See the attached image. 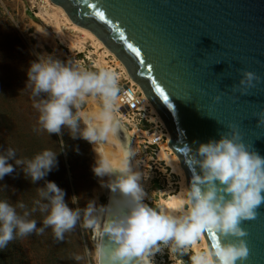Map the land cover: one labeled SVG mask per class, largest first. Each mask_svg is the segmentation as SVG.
<instances>
[{"label": "water", "instance_id": "95a60500", "mask_svg": "<svg viewBox=\"0 0 264 264\" xmlns=\"http://www.w3.org/2000/svg\"><path fill=\"white\" fill-rule=\"evenodd\" d=\"M50 1L158 112L213 264H264V0ZM105 199L98 264H139L126 200Z\"/></svg>", "mask_w": 264, "mask_h": 264}, {"label": "rangeland", "instance_id": "374dc122", "mask_svg": "<svg viewBox=\"0 0 264 264\" xmlns=\"http://www.w3.org/2000/svg\"><path fill=\"white\" fill-rule=\"evenodd\" d=\"M40 2L0 0V91L13 102L19 132L27 133L37 153L46 152L47 179L59 192L55 223L32 238L22 233V264L96 263L92 208L94 202L104 208L107 193L99 182L92 140L103 142L104 136L90 135L81 117L92 103H109L122 116L118 137L125 143V134L130 136L140 166L138 187L129 197L139 264H205L200 236L178 221L186 217L193 223V217L178 211L176 219H166L165 208L180 188L179 176L157 157L159 144L149 145L143 134L160 128L148 120L146 111L120 110L116 98L127 80L112 57L68 25L57 26ZM75 44L80 50L71 47ZM109 68L111 79L100 70ZM160 138V144L165 143Z\"/></svg>", "mask_w": 264, "mask_h": 264}, {"label": "bare ground", "instance_id": "6f19581e", "mask_svg": "<svg viewBox=\"0 0 264 264\" xmlns=\"http://www.w3.org/2000/svg\"><path fill=\"white\" fill-rule=\"evenodd\" d=\"M42 2V8L44 14L50 18H54L55 24L58 26L60 23L68 25L72 31L79 32L83 34L87 39L91 41L95 46L103 48V53L110 55L114 61V65L119 69V75H122L124 79L127 80V86L129 91L120 93L116 98V105L121 106L122 100L129 99L130 94L137 96V110L146 111L147 117L155 127L160 128L157 133H154L153 128L148 131H145L143 134L151 142L152 140L160 137L165 138V143L158 142L159 150L157 157L160 160H164L165 164L179 176L180 188L177 194L170 197V202L167 204L166 219L169 221L177 218L178 211L188 212L193 217V223L188 222L186 217H181L180 220L187 229H195L196 233L201 238V243L206 251V263L213 264L211 255L207 248L205 239L201 232L197 216L190 204L189 191L185 183V174L183 168L178 163V158L176 154L169 148L167 142L170 138V135L161 120L158 112L146 98L141 88L137 83H135L130 76L128 75L123 64L99 41L91 32L87 29L82 28L74 24L65 13L64 9L58 5H55L50 0H40ZM40 2V3H41ZM72 44V43H71ZM79 45V44H77ZM76 46L71 45V47ZM70 47V48H71ZM81 47L76 49L80 50ZM102 63V62H101ZM105 65V64H104ZM102 75H106L107 78H112L111 70L100 69ZM115 75V74H114ZM119 77V76H118ZM113 107L109 103L105 107H100L97 103H92L87 107L83 112L81 111V117L85 121L90 135L96 137V135L101 134L104 136V141L100 142L97 139H92L95 142V151L98 156V169H99V182L100 185L107 193L108 200L110 201L111 197L115 194L125 199L128 204L129 212V223H130V206H129V197L132 194V191L138 187L140 179V166L135 159L134 154L131 150V143L129 141L130 136L125 134L126 142L123 143L120 141L117 131L119 127H122V122L119 120L122 116L118 115L117 112H113ZM129 114V113H127ZM124 117V116H123ZM125 119V118H124ZM122 120V119H121ZM127 120V118H126ZM123 121V120H122ZM162 129V130H161ZM133 132V131H132ZM131 132V133H132ZM102 137V136H101ZM135 191V190H134ZM108 201V202H109ZM188 204V209L184 208V205ZM132 206V205H131ZM93 212V235L95 241V264H98L99 256V238L101 234V228L103 226L102 220L108 216V205L104 208L97 206V203L94 202L92 208ZM184 215V214H183ZM132 232V230H131ZM133 234V233H132ZM134 238V236H133ZM135 241V239H134ZM136 244V243H135ZM138 256V255H137Z\"/></svg>", "mask_w": 264, "mask_h": 264}, {"label": "trees", "instance_id": "16d2710c", "mask_svg": "<svg viewBox=\"0 0 264 264\" xmlns=\"http://www.w3.org/2000/svg\"><path fill=\"white\" fill-rule=\"evenodd\" d=\"M13 110L0 91V264H22V233L32 238L58 216L59 192L47 179L46 152L33 150Z\"/></svg>", "mask_w": 264, "mask_h": 264}, {"label": "built area", "instance_id": "2783aa9c", "mask_svg": "<svg viewBox=\"0 0 264 264\" xmlns=\"http://www.w3.org/2000/svg\"><path fill=\"white\" fill-rule=\"evenodd\" d=\"M126 84V88H128L127 86V83ZM126 88H122V91H121V94L126 92V91H129L128 89ZM130 98L129 99H125V100H122V103H121V106L119 108H121L120 110L122 112H125V113H128V112H136L137 111V95L134 94H130ZM161 139V138H160ZM159 138H156L154 140H152L151 142H149V145H157V143L159 142L160 140Z\"/></svg>", "mask_w": 264, "mask_h": 264}]
</instances>
